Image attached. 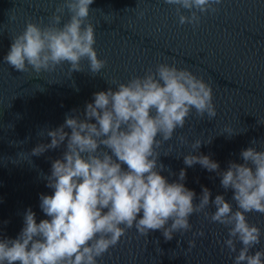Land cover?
Instances as JSON below:
<instances>
[{
	"label": "clouds",
	"instance_id": "9594fccd",
	"mask_svg": "<svg viewBox=\"0 0 264 264\" xmlns=\"http://www.w3.org/2000/svg\"><path fill=\"white\" fill-rule=\"evenodd\" d=\"M221 2L165 0L175 7L180 25L193 27L199 26L201 14L218 11ZM92 3L62 0L48 24L27 21L24 30L12 38L4 61L18 72L31 70L37 75L67 64L72 76L83 72L82 61L87 60L90 72L98 74L107 60L99 58L94 47L95 27L88 21ZM65 10L69 19L61 24ZM93 96L83 118L79 113L66 114L63 124L47 129L50 142L32 148L31 155L40 156L64 147L62 156L53 160L50 175L45 176L46 186L54 191L40 195V208L49 219L37 222L35 212L28 208L18 236L0 238V264H99L98 258L110 254L128 229L135 227L145 237L159 230L167 242L177 233L191 231L194 213H203L210 222L228 229L223 244L230 253H237V241L242 244L233 264H264V249L251 251L260 244L261 229L247 217L251 212L264 214V150L242 149L243 162L229 161L225 170L210 155L188 153L183 157L186 166L199 164L221 178V187L233 191L235 210L222 194L211 200L205 186L199 202H194L195 191L183 183L184 168L172 182L161 174L168 169L159 160L158 149L172 139L177 128L185 126L192 110L200 118L216 117L210 83L188 68L158 63L155 70L150 67L143 76H133ZM226 131L232 133L230 127ZM236 134L240 133L229 138ZM179 140L184 143L185 137ZM211 142L197 139L192 146L198 150L202 143ZM255 142L253 138L251 144ZM210 205L215 211L207 210ZM203 235V230L193 233L194 237ZM195 245V239L189 240L188 251Z\"/></svg>",
	"mask_w": 264,
	"mask_h": 264
},
{
	"label": "water",
	"instance_id": "95a60500",
	"mask_svg": "<svg viewBox=\"0 0 264 264\" xmlns=\"http://www.w3.org/2000/svg\"><path fill=\"white\" fill-rule=\"evenodd\" d=\"M60 3L62 0H0V238L18 236L28 208L35 212L37 222L49 219L40 208V195L53 193L46 186L45 176L50 175L51 164L62 156L64 147L31 155L38 143L50 142L47 129L63 124L66 114L79 113L83 118L95 92L115 89L133 76H143L150 67L155 70L158 63L188 68L210 83L217 109L212 120L206 115L198 117L193 109L185 126L177 128L172 139L161 145L159 160L168 169L161 174L172 182L184 168L183 183L195 191L194 202H199L205 186L211 200L222 194L235 210L233 191L221 187V178L199 164L186 166L183 157L188 153L210 155L225 170L229 161L243 162L242 149L254 146L264 150V124H258L264 123V0H222L218 11L201 14L197 27L180 25L175 7L165 0H93L88 21L95 27L94 47L99 58L107 60L98 74L90 72L87 60L82 61L83 72H73L72 76L67 64L39 75L31 70L18 72L7 64L4 57L12 38L29 20L48 24ZM181 11L189 14L186 9ZM68 19L65 10L61 24ZM233 133L240 134L229 138ZM181 135L184 143L179 140ZM26 138L25 143H17ZM253 138L256 142L252 145ZM197 139L212 142L194 150ZM207 210L215 208L210 205ZM247 217L262 232L260 244L251 250L254 253L264 249V214L251 212ZM190 223L191 231L177 233L167 242L159 230L145 237L135 227L128 229L120 243L98 262L233 264L242 244L237 241V253L229 252L223 244L228 237L225 226L210 222L203 213H194ZM200 230L204 235L194 237L193 233ZM191 239L196 245L188 251Z\"/></svg>",
	"mask_w": 264,
	"mask_h": 264
}]
</instances>
